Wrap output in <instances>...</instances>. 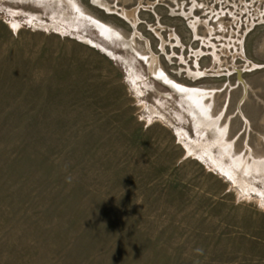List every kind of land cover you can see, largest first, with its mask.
Returning <instances> with one entry per match:
<instances>
[{
	"label": "rangeland",
	"instance_id": "rangeland-1",
	"mask_svg": "<svg viewBox=\"0 0 264 264\" xmlns=\"http://www.w3.org/2000/svg\"><path fill=\"white\" fill-rule=\"evenodd\" d=\"M0 264H264V0H0Z\"/></svg>",
	"mask_w": 264,
	"mask_h": 264
},
{
	"label": "bare ground",
	"instance_id": "bare-ground-1",
	"mask_svg": "<svg viewBox=\"0 0 264 264\" xmlns=\"http://www.w3.org/2000/svg\"><path fill=\"white\" fill-rule=\"evenodd\" d=\"M104 5H106V4H104ZM101 30L103 31L102 27H101ZM146 61H148V60H146ZM148 67H149V70H151V64L150 63H148ZM153 72L155 73L156 76H158L160 79H162L163 82H165L169 87H171L172 89H175L179 93L184 94L185 96H192L195 93L194 91H197L196 89H190V88H187V87H185V86H183L181 84L175 83L170 78H168L164 73H161V72L158 73L156 71H153ZM191 74H193V73H191ZM190 76H193L194 77V76H196V74H193V75H190ZM199 112H198L197 109L193 108L191 110V115L192 116H196L197 118H200L199 117Z\"/></svg>",
	"mask_w": 264,
	"mask_h": 264
},
{
	"label": "crops",
	"instance_id": "crops-1",
	"mask_svg": "<svg viewBox=\"0 0 264 264\" xmlns=\"http://www.w3.org/2000/svg\"><path fill=\"white\" fill-rule=\"evenodd\" d=\"M246 88H244V92H246V90H245ZM245 96V95H244ZM244 96H242L243 98H244Z\"/></svg>",
	"mask_w": 264,
	"mask_h": 264
}]
</instances>
